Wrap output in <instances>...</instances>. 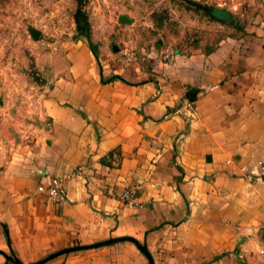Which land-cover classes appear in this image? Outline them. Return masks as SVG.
Returning a JSON list of instances; mask_svg holds the SVG:
<instances>
[{
    "label": "crops",
    "instance_id": "1",
    "mask_svg": "<svg viewBox=\"0 0 264 264\" xmlns=\"http://www.w3.org/2000/svg\"><path fill=\"white\" fill-rule=\"evenodd\" d=\"M94 60L44 103L48 134L0 165V264L116 237L135 242L43 264H149L136 243L153 264H264V25L172 62Z\"/></svg>",
    "mask_w": 264,
    "mask_h": 264
},
{
    "label": "rangeland",
    "instance_id": "2",
    "mask_svg": "<svg viewBox=\"0 0 264 264\" xmlns=\"http://www.w3.org/2000/svg\"><path fill=\"white\" fill-rule=\"evenodd\" d=\"M254 25H264V0H0V165L14 146L48 134L44 103L63 82L85 84L72 74L77 60L85 73L94 56L172 62Z\"/></svg>",
    "mask_w": 264,
    "mask_h": 264
},
{
    "label": "water",
    "instance_id": "3",
    "mask_svg": "<svg viewBox=\"0 0 264 264\" xmlns=\"http://www.w3.org/2000/svg\"><path fill=\"white\" fill-rule=\"evenodd\" d=\"M220 16L223 19H227L229 15L227 13H224V14H221ZM120 21L121 22H126L127 18L125 16H121L120 17ZM30 32H31V35L33 36V38H35V39L38 38L39 32L37 30L31 29ZM122 240L134 241L132 238H129V237H116V238H110V239H107V240H104V241H101V242H97V243H93V244L72 246V247H68V248L59 250V251H57L55 253H52V254L48 255L47 257H45V258H43V259H41V260H39L37 262L29 263V264H43V263L47 262L48 260H50V259H52V258H54V257H56V256H58L60 254H63V253H69L71 251L99 247V246H102V245H106V244H110V243H113V242H116V241H122ZM136 244H137V247L143 252V254L148 259L149 264H153V259H152L151 255H150L149 251L147 250L146 245L145 244H138V243H136ZM6 259L11 261V262L17 263V264H25V263L20 262L17 258H14V257H11V256H6Z\"/></svg>",
    "mask_w": 264,
    "mask_h": 264
},
{
    "label": "built area",
    "instance_id": "4",
    "mask_svg": "<svg viewBox=\"0 0 264 264\" xmlns=\"http://www.w3.org/2000/svg\"><path fill=\"white\" fill-rule=\"evenodd\" d=\"M42 178L45 180V196L50 202H62L65 198L63 190V178L60 176L53 175L47 171L43 173ZM120 199L128 204L135 203V193L132 188L126 189L120 196Z\"/></svg>",
    "mask_w": 264,
    "mask_h": 264
}]
</instances>
